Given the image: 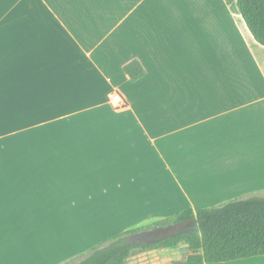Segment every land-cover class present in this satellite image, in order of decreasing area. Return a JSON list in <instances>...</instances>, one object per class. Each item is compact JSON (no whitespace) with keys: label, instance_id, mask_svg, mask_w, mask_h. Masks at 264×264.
<instances>
[{"label":"crops","instance_id":"1","mask_svg":"<svg viewBox=\"0 0 264 264\" xmlns=\"http://www.w3.org/2000/svg\"><path fill=\"white\" fill-rule=\"evenodd\" d=\"M237 1L0 0V264H69L101 212L116 236L264 196V46Z\"/></svg>","mask_w":264,"mask_h":264},{"label":"trees","instance_id":"2","mask_svg":"<svg viewBox=\"0 0 264 264\" xmlns=\"http://www.w3.org/2000/svg\"><path fill=\"white\" fill-rule=\"evenodd\" d=\"M238 10L250 33L264 46V0H238ZM123 71L133 82L146 75L138 60L125 64ZM197 220L200 232L180 235L156 244H127L128 237L162 225ZM180 244L192 253L170 264L226 263L264 255V196L236 199L214 208L186 209L179 214L140 229L105 239L87 257L72 264H127L136 251L174 249ZM86 256V255H85Z\"/></svg>","mask_w":264,"mask_h":264},{"label":"rangeland","instance_id":"3","mask_svg":"<svg viewBox=\"0 0 264 264\" xmlns=\"http://www.w3.org/2000/svg\"><path fill=\"white\" fill-rule=\"evenodd\" d=\"M112 206H114V205H112ZM170 211H172V210H170ZM93 212L94 211L85 212L83 214V217H84L83 221L85 223V226L79 227L76 230L77 237H83V233L85 231H88L89 226L86 224V222L88 220H92V218H93L92 213ZM166 213L167 212L165 210H162L158 213V215H164V214L166 215ZM101 214H103V216L101 218L102 225L104 226L103 228H101L102 232H103V236L104 237L107 236L106 238H111L114 236V210L101 212ZM175 215H177V213L171 214V216L168 215L165 217H161V218H159L160 220L158 222H163L166 219L173 217ZM108 216H113V219H112V217L108 218ZM78 220H79V218H78ZM71 237H72V235H71ZM96 246H94V247H96ZM94 247H92V248H94ZM90 250H91V248L89 250H87L86 252H84L83 254L80 253L79 256L73 257L70 260L69 264L74 263V261L84 259L85 257H87ZM191 254L192 253L189 251V249L187 248L186 245L180 244L178 247H176L174 249H156V250H148L145 252L136 251V253L128 260L127 264H170L174 261H180V260L186 259Z\"/></svg>","mask_w":264,"mask_h":264},{"label":"water","instance_id":"4","mask_svg":"<svg viewBox=\"0 0 264 264\" xmlns=\"http://www.w3.org/2000/svg\"><path fill=\"white\" fill-rule=\"evenodd\" d=\"M199 232L200 227L197 220L186 223L162 225L131 235L127 240V244H156L180 235L196 234Z\"/></svg>","mask_w":264,"mask_h":264},{"label":"built area","instance_id":"5","mask_svg":"<svg viewBox=\"0 0 264 264\" xmlns=\"http://www.w3.org/2000/svg\"><path fill=\"white\" fill-rule=\"evenodd\" d=\"M110 104L116 109H122L126 106V103L118 93H113L109 96Z\"/></svg>","mask_w":264,"mask_h":264}]
</instances>
